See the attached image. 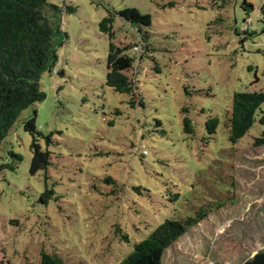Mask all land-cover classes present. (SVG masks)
Returning a JSON list of instances; mask_svg holds the SVG:
<instances>
[{
    "label": "rangeland",
    "instance_id": "1",
    "mask_svg": "<svg viewBox=\"0 0 264 264\" xmlns=\"http://www.w3.org/2000/svg\"><path fill=\"white\" fill-rule=\"evenodd\" d=\"M51 3L63 10L66 40L40 78L45 100L21 112L0 145V264H40L42 250L64 264H119L164 220L218 203L162 264H241L264 251V146H250L264 132V103L235 145L224 127L235 93L264 92V0ZM126 8L151 17L135 107L105 84L110 41L99 30ZM112 30L117 47L139 45L116 15ZM34 111L42 151L44 137L52 143L49 167L31 176L23 123ZM209 118L219 126L208 141ZM45 190L54 192L47 203Z\"/></svg>",
    "mask_w": 264,
    "mask_h": 264
},
{
    "label": "trees",
    "instance_id": "2",
    "mask_svg": "<svg viewBox=\"0 0 264 264\" xmlns=\"http://www.w3.org/2000/svg\"><path fill=\"white\" fill-rule=\"evenodd\" d=\"M174 4L170 2L169 7ZM73 14L76 8L64 7ZM62 8L51 0H0V145L8 135L17 117L36 103L45 100L40 89V78L50 72L57 60L56 51L63 46L66 35L60 30ZM129 22L137 29L139 45L117 47L113 42V16ZM102 19L99 30L108 35L109 45L106 59L105 84L114 92L130 96V105L143 104L137 97L134 79L137 67L143 58L142 48L147 52V35L142 29L151 26V17L140 14L136 9H123ZM141 48V49H140ZM135 49V50H134ZM138 53H141L138 55ZM131 73V75H129ZM57 74V72H56ZM264 103V92L235 93L231 110L226 112L224 127L228 131V141L235 145L255 122L256 113ZM36 112L23 123V129L31 136L32 159L29 168L31 176L46 171L50 165L51 134L44 137L46 150L42 151L39 139L42 135L35 127ZM264 125V116L259 119ZM157 126H161L156 121ZM219 126L218 118L205 122V132L210 140ZM183 132L193 135V125L187 117L183 119ZM252 148L264 146V132L254 139ZM20 160V157H17ZM112 179L108 178V183ZM54 195L53 190H45L42 199L45 203ZM179 194L174 195V200ZM41 199V200H42ZM221 203L200 208L193 217L184 220L168 218L164 220L146 239L136 243L132 253L119 264H162L163 253L189 229L205 220L213 211L221 208ZM128 242L126 236L121 237ZM40 264H64L57 255L40 252ZM242 264H264V251L256 253Z\"/></svg>",
    "mask_w": 264,
    "mask_h": 264
},
{
    "label": "crops",
    "instance_id": "3",
    "mask_svg": "<svg viewBox=\"0 0 264 264\" xmlns=\"http://www.w3.org/2000/svg\"><path fill=\"white\" fill-rule=\"evenodd\" d=\"M253 256H254V255H253ZM253 256H251V257H253ZM251 257H250V258H251ZM250 258H248V259H250ZM248 259H246V260H248ZM246 260H245V261H246ZM245 261H244V262H245ZM242 263H243V262H242ZM242 263H241V264H242Z\"/></svg>",
    "mask_w": 264,
    "mask_h": 264
},
{
    "label": "built area",
    "instance_id": "4",
    "mask_svg": "<svg viewBox=\"0 0 264 264\" xmlns=\"http://www.w3.org/2000/svg\"><path fill=\"white\" fill-rule=\"evenodd\" d=\"M135 50V49H134ZM53 74H56V72L54 71Z\"/></svg>",
    "mask_w": 264,
    "mask_h": 264
}]
</instances>
